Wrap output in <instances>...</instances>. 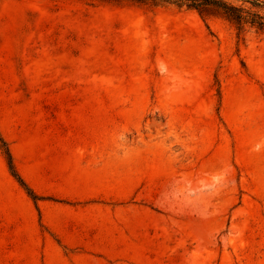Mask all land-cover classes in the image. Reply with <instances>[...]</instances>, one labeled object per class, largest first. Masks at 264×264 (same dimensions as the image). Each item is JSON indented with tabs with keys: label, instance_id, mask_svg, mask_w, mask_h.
<instances>
[{
	"label": "rangeland",
	"instance_id": "374dc122",
	"mask_svg": "<svg viewBox=\"0 0 264 264\" xmlns=\"http://www.w3.org/2000/svg\"><path fill=\"white\" fill-rule=\"evenodd\" d=\"M0 135L33 192L0 150V264H264L254 28L172 5L0 0ZM111 159L122 185L94 181Z\"/></svg>",
	"mask_w": 264,
	"mask_h": 264
},
{
	"label": "trees",
	"instance_id": "16d2710c",
	"mask_svg": "<svg viewBox=\"0 0 264 264\" xmlns=\"http://www.w3.org/2000/svg\"><path fill=\"white\" fill-rule=\"evenodd\" d=\"M89 4L93 3H113L121 4L125 2L159 6L172 5L178 8H186L196 11L201 17L219 15L226 19L240 32L243 27L248 26L256 31L264 33V16L260 14L258 9L264 8V1L261 0H239L241 4H236L234 0H83ZM0 150L5 156V160L11 175L33 195L31 189L28 188L23 178L16 170L11 153L0 135ZM35 197V196H33Z\"/></svg>",
	"mask_w": 264,
	"mask_h": 264
},
{
	"label": "bare ground",
	"instance_id": "6f19581e",
	"mask_svg": "<svg viewBox=\"0 0 264 264\" xmlns=\"http://www.w3.org/2000/svg\"><path fill=\"white\" fill-rule=\"evenodd\" d=\"M134 168H138L139 164L136 162L133 163ZM157 170V169H155ZM153 171V170H152ZM98 172V171H97ZM91 179V178H90ZM93 179V177H92ZM127 180V162H124V164L117 165V162H114L113 159L111 161L109 160L108 163L98 172L94 175V181H96L99 184H106V185H122L124 181ZM89 183V182H88ZM99 208H91L89 212L94 216L95 218H98L99 221H96L95 224L99 231H102L106 227V224L109 223L108 221V215L105 212L104 214H99ZM96 219V220H98ZM124 219L127 220V217L124 216ZM95 221V220H92ZM94 225V223L92 222Z\"/></svg>",
	"mask_w": 264,
	"mask_h": 264
}]
</instances>
